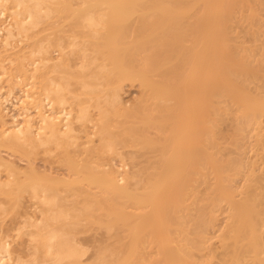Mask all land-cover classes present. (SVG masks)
Segmentation results:
<instances>
[{
    "label": "bare ground",
    "instance_id": "obj_1",
    "mask_svg": "<svg viewBox=\"0 0 264 264\" xmlns=\"http://www.w3.org/2000/svg\"><path fill=\"white\" fill-rule=\"evenodd\" d=\"M75 1H80L77 7ZM247 1L0 0V18L10 12L13 21L0 26L7 46L65 15L79 33L70 37V51L62 37L45 36L33 61L17 64L31 81L22 95L12 98L23 75L8 89L9 96L0 90V140L47 153L60 149L75 176L37 182L31 167L33 175L22 180L0 157V173L4 165L9 169L7 181L0 177V192L17 201L24 191L32 193L42 215L31 235L41 250L15 256L2 240L0 264H212L205 257L216 254L224 264H264L258 187L248 182L238 198L228 173L232 163H222L204 147L210 124L233 104L264 136V100L248 89L249 82L264 79V54L252 59L257 55L238 49L231 33L233 19ZM197 29L203 32L190 43ZM67 73L99 81L82 83L97 97L96 121L87 108L77 116L66 109ZM125 81L138 82L142 89L132 106L120 93ZM110 109L117 115L114 128ZM76 124L84 125L85 141ZM118 146L134 148L124 170L105 157ZM210 175L213 183L208 184ZM202 184L209 193L193 210L186 200ZM223 202L230 211L217 253L208 232L217 225L216 209ZM96 223L105 233L91 239L93 259L85 262L87 247L78 235Z\"/></svg>",
    "mask_w": 264,
    "mask_h": 264
},
{
    "label": "rangeland",
    "instance_id": "obj_2",
    "mask_svg": "<svg viewBox=\"0 0 264 264\" xmlns=\"http://www.w3.org/2000/svg\"><path fill=\"white\" fill-rule=\"evenodd\" d=\"M79 3L75 1V6L77 7ZM9 15L10 12H8L4 18H0V26L2 24L4 25V22H6L5 25L8 27L7 24L13 22L11 21L12 16L10 18ZM7 16L10 18L9 20ZM74 27L75 25L68 15H65L64 18L58 21L51 19L44 25L31 31L26 39L16 38L13 39V41L11 40V45L9 44L10 47L5 44L6 32L2 33V35H0V90L2 88V93L6 96L8 94L9 96L10 93L8 92L12 90L13 84L18 82L21 75H23L21 78V85L19 84L17 86L18 89L14 87L12 93V98L20 97L22 95V90L26 89L24 86L31 81L29 80V75L24 76V74L19 71V66H17L19 61L25 59V61L31 63L33 61L34 51L37 50L39 43L45 36H51L54 39L62 37L64 39V44L69 49L70 37L79 35L78 30L75 31L76 29ZM202 32L201 29L193 31V34L189 37L190 43L196 36H200ZM231 33L234 36L233 43L238 46V49H244L245 47L249 52L252 50L253 52L251 54L257 55L256 57L253 56L252 59L261 57L260 55L264 54V0H248L242 9L237 11L233 19ZM190 43H188L189 46ZM56 50L57 48H53V55L57 58L59 52H56ZM195 50H197V48H195ZM68 51H70V49ZM76 63H78V61ZM1 66H3V68H1ZM27 67L33 70L35 65H32V67L28 65L26 68ZM65 75L67 76L66 86L68 85V90H66V98L68 100L66 109L71 111L73 116H77L81 108H87L89 117L96 121L99 117V110L96 103L97 97L89 90L83 88L82 83L93 82L97 85L99 81L89 77H70V73ZM32 81L35 82L34 79ZM193 81H196V79H193ZM37 86L38 85H36V88ZM36 88L33 90L36 91ZM248 89L252 94L261 95V99L264 100V79H257L249 82ZM29 90L32 91V88ZM141 90L138 82L125 81L120 92L123 102L132 106L141 97ZM226 104H224L223 107H225ZM104 105L109 107L106 104ZM35 111L34 109L32 110V113H34L32 115L34 117L37 116V111ZM110 114V124L114 128L118 121L117 115L114 114L111 109ZM7 116V121H11L10 116ZM261 120L264 122V115ZM210 125L213 126V129H207L208 136L205 143L203 142L204 147L209 153L215 152L216 157H218L222 163H232L228 173L233 178V183L238 188V198L244 196V193H242L245 189L244 186L248 182L254 181L253 184H256L258 187L256 193L262 196V198L257 201V207L264 212V136L261 138L260 134L262 132H260L258 124L252 118L244 117L240 108L233 104L228 110H226V108L222 109L221 112H219L217 120L215 119L214 123ZM86 126H88L87 129L89 131L93 130V124L88 123ZM0 127L1 134L4 129L1 122ZM76 127L79 131L82 130L81 141H85L87 136L83 131L84 125L76 124ZM94 139L98 143L99 136L96 135ZM132 150H134L132 147L122 149L121 146H118L116 149L117 152H108L109 154L105 155V157L107 160H110L112 164L114 163L116 166L122 167L123 169L125 163L131 165L130 152ZM120 152L123 154V157L119 155ZM0 157L12 164L11 166L17 170L22 180H25V176L28 177L33 175L31 167L35 169V178L33 180L37 182L40 180L44 181V179L51 181L59 179L69 181L75 178L73 172L66 165L64 152L60 149L56 150L54 147L53 151L47 153L42 149L32 150L24 146H13L10 143L0 140ZM8 175L9 169L7 165H4L0 173L2 181H7ZM211 183H213L212 175L208 176V184ZM56 185L68 189V185L55 183V186ZM207 187L208 185L202 184L196 195H191L187 198L186 204L194 210L196 203L209 193ZM22 195L23 197L21 200L17 201L15 199L11 200V198L0 192V202L5 208L0 210V242L2 240L7 241L10 245V250L15 256H25L28 250H41L38 243L31 236L36 232L34 225L37 220L42 217L40 212L41 204H39L38 200L28 191H24ZM80 199H83V197H80ZM229 211L230 207L225 202L221 203V206L216 209L218 218L217 225L210 227L208 232L211 238L210 243L217 253L222 251L218 236L221 233L220 230L226 225ZM260 218L264 221V215L260 216ZM184 221L187 225L189 224L187 218H185ZM87 228L89 229H87L85 233L78 235L79 238L83 240V244L87 247V252L83 257L85 262L93 259L91 257L95 248L91 239L105 233L104 227L101 228L97 223L89 225ZM19 246L23 248H19ZM205 260H210L212 264H224L223 260L217 254L205 257Z\"/></svg>",
    "mask_w": 264,
    "mask_h": 264
}]
</instances>
